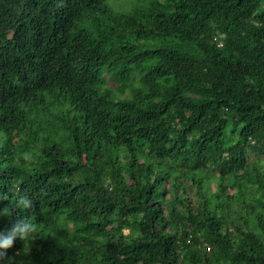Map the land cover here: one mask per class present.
Returning a JSON list of instances; mask_svg holds the SVG:
<instances>
[{"label":"trees","instance_id":"1","mask_svg":"<svg viewBox=\"0 0 264 264\" xmlns=\"http://www.w3.org/2000/svg\"><path fill=\"white\" fill-rule=\"evenodd\" d=\"M119 1L0 0V264H264V0Z\"/></svg>","mask_w":264,"mask_h":264},{"label":"clouds","instance_id":"2","mask_svg":"<svg viewBox=\"0 0 264 264\" xmlns=\"http://www.w3.org/2000/svg\"><path fill=\"white\" fill-rule=\"evenodd\" d=\"M19 158L23 159L25 163L29 166L36 162V157L31 151L23 152L18 154ZM22 206L23 208L31 207V201L26 197L21 198L18 203V207ZM35 230V225L29 223L26 219H21L17 224L7 232H0V248L9 249L13 246V242L16 237H19L21 240L26 239L31 232ZM0 258H3V253H0Z\"/></svg>","mask_w":264,"mask_h":264},{"label":"rangeland","instance_id":"3","mask_svg":"<svg viewBox=\"0 0 264 264\" xmlns=\"http://www.w3.org/2000/svg\"><path fill=\"white\" fill-rule=\"evenodd\" d=\"M137 3L138 0H121L119 2L114 3V5L117 6V9L119 11H126L131 9L133 6L137 5Z\"/></svg>","mask_w":264,"mask_h":264}]
</instances>
